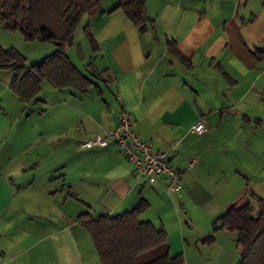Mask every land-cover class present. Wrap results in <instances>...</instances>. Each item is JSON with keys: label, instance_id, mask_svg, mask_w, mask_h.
<instances>
[{"label": "crops", "instance_id": "0c3cea01", "mask_svg": "<svg viewBox=\"0 0 264 264\" xmlns=\"http://www.w3.org/2000/svg\"><path fill=\"white\" fill-rule=\"evenodd\" d=\"M141 1L144 31L118 1L85 20L95 88L80 96L42 83L40 127L31 122L38 106L19 102L11 75L0 82V264H88L94 245L76 218L121 215L140 201L139 221L164 230L172 257L237 264L236 233L214 223L248 200L249 185L255 198L264 187V0ZM122 111L179 171V198L163 179L137 176L113 143L80 146L111 131ZM198 121L203 135L190 129Z\"/></svg>", "mask_w": 264, "mask_h": 264}, {"label": "trees", "instance_id": "16d2710c", "mask_svg": "<svg viewBox=\"0 0 264 264\" xmlns=\"http://www.w3.org/2000/svg\"><path fill=\"white\" fill-rule=\"evenodd\" d=\"M101 0H0V24L15 21L11 31H19L28 41L40 38L58 46V50L38 63L28 65L26 59L14 50L0 47V70L13 73L10 90L23 105L38 103L42 83L57 91L70 90L85 96L95 88L90 78H98L92 66L86 70L90 77L76 69L67 57L75 34L85 20L98 11ZM115 10H121L139 28L145 30L147 17L141 0H118ZM87 34L91 50L93 38ZM171 46V51H176ZM256 60L260 58L255 57ZM264 101V98L262 99ZM256 199L255 197H252ZM258 208L246 200L230 207L218 217L215 226L236 233L237 264H264V199H256ZM145 203L130 212L93 219L80 214L76 224L90 236L100 264H183L182 256L172 257L167 246V234L149 222L139 221ZM209 239H207L208 241ZM206 242V241H205Z\"/></svg>", "mask_w": 264, "mask_h": 264}, {"label": "built area", "instance_id": "2783aa9c", "mask_svg": "<svg viewBox=\"0 0 264 264\" xmlns=\"http://www.w3.org/2000/svg\"><path fill=\"white\" fill-rule=\"evenodd\" d=\"M190 129L197 135H203L206 132L201 121L196 122ZM132 130L128 113L122 111L118 114L117 124L111 131L83 141L80 146L85 149H102L110 142L113 143L112 145L132 166L137 176L144 177L149 185H154L157 180L163 179L166 194L179 198L182 193L181 175L170 165L168 155L153 150L150 143L144 141ZM192 165L193 162H190L188 167Z\"/></svg>", "mask_w": 264, "mask_h": 264}, {"label": "rangeland", "instance_id": "374dc122", "mask_svg": "<svg viewBox=\"0 0 264 264\" xmlns=\"http://www.w3.org/2000/svg\"><path fill=\"white\" fill-rule=\"evenodd\" d=\"M107 1H110V0H101L100 3L106 4ZM112 1H118V0H112ZM14 24H15V21H8L4 25L0 24V47L5 51L14 50V51L18 52L19 54H21L26 59V63L28 65L38 63L41 60H43L44 58H46L47 56H51L53 53H55L58 50V46L52 42L43 41L40 38H35L32 41H28L25 38V36L22 33H20L19 31H11V30H8L6 28V27H11ZM67 52H68L67 55L70 54V56L72 58L76 57L78 60H80V61L82 60L83 63H81V64H85L86 66L87 65L90 66L91 63H93L94 58H95V55H94L95 52L90 49L87 34L83 33V32L79 35L77 33L75 34L72 46L67 50ZM77 61L75 59V62H77ZM7 75H11V78H10V82H11V79L13 78V73L9 72L8 70H0V82H5ZM42 95H43V92L40 91L37 98L40 100V96L43 97ZM4 96H5V92H3L0 89V98L2 100L5 99ZM35 105L38 106L37 107L38 109H36V107L33 106L34 110H33V118H32L31 122L33 123V126L35 128H38V127H40L42 122H40L37 119V117H39L42 114L43 109L40 108L39 102ZM28 109L29 108L24 109L25 114L23 116V120H20L19 122H17L18 123V125L16 127L17 129L21 128L23 125L26 124L25 123L26 122L25 121L26 116L30 115ZM25 110H27V111H25ZM257 188L258 187H253L252 185H249V190H248L249 191L248 200L251 201L250 203L254 207V213L253 214L256 213L257 208H258V204L256 203L257 202L256 199L257 198L264 199V195H263L264 187H263V189H261L262 193H256L257 194L256 199L252 198L251 193H252L253 189L258 192ZM70 199H72V197H70ZM71 205H72L71 202H68V204L66 206L65 211H67L68 213L70 212ZM139 220H141V215L139 217ZM93 253H95V255H94L95 257L93 260H90L88 264H100V261H98L99 258L97 256L96 250H93Z\"/></svg>", "mask_w": 264, "mask_h": 264}, {"label": "water", "instance_id": "95a60500", "mask_svg": "<svg viewBox=\"0 0 264 264\" xmlns=\"http://www.w3.org/2000/svg\"><path fill=\"white\" fill-rule=\"evenodd\" d=\"M87 26H88V23H87V22L84 23V24L81 26V28L79 29V31L77 32V34H78V35L81 34V33L84 31V29L87 28Z\"/></svg>", "mask_w": 264, "mask_h": 264}]
</instances>
